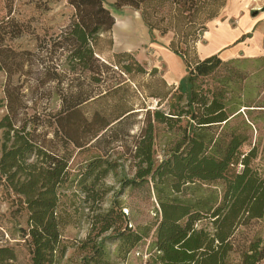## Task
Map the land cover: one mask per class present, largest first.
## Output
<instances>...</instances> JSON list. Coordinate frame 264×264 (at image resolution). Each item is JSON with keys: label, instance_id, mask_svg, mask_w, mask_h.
Listing matches in <instances>:
<instances>
[{"label": "trees", "instance_id": "obj_1", "mask_svg": "<svg viewBox=\"0 0 264 264\" xmlns=\"http://www.w3.org/2000/svg\"><path fill=\"white\" fill-rule=\"evenodd\" d=\"M112 1L115 9L128 5L139 10L149 31H171L168 48L182 58L185 67L176 85L169 86L159 77L162 91L145 94L157 102L154 108L145 109L146 124L131 149L136 159L134 174L120 183L125 187L154 181L156 220L132 228L117 201L103 208L101 203L109 191L103 178L117 165L103 154L72 165L68 148L59 153L45 147L44 141L36 138V129H28L27 120L20 123L17 118L22 107L19 89H5L7 112L0 119V185L11 201L14 218L26 216V226L17 223L16 227L28 255L24 264H61L70 247H75L80 256L71 264H114L110 244H116L124 258L150 235L153 252L146 264H261L264 230L254 226L264 221V169H259L255 161L257 145L243 147L250 144L258 121H264V103L252 104L246 76L240 77L239 93L230 73L217 84L207 83L206 78H212L225 62L217 54L199 59L196 53V42L225 0ZM67 2L74 9V18L61 30L56 47L65 52V72L88 71L93 86L87 92L79 86L62 95V108L53 117L54 134L63 146L72 144L80 150L133 110L127 105L104 117L106 120L100 121L83 142L76 132L69 131L68 125L80 116V106L110 91L109 87L99 90L106 80L104 72L114 66L129 78L133 71L146 70L129 51L113 52L109 63L100 60L98 38H107V49L113 44L110 31L114 16L104 0ZM2 50L0 69L9 74L23 70L32 55L29 51ZM257 59L264 61L262 56ZM45 70L52 79L57 78L55 69ZM151 74L156 75V68ZM126 82L121 78L113 90ZM136 91L140 92L139 88ZM253 110L259 111L255 114ZM158 125L175 127L177 137L169 148V143L165 146L166 157L156 162L153 144ZM230 167L235 171L230 172ZM202 184L203 191L194 194ZM85 208L89 224L85 238H63L62 230L76 223ZM17 260L16 245L0 246V264H19Z\"/></svg>", "mask_w": 264, "mask_h": 264}, {"label": "rangeland", "instance_id": "obj_2", "mask_svg": "<svg viewBox=\"0 0 264 264\" xmlns=\"http://www.w3.org/2000/svg\"><path fill=\"white\" fill-rule=\"evenodd\" d=\"M112 3V0H104V5L110 9L114 16V24L110 31L113 44L111 49H107V38H98L97 46L101 49L100 60L109 63L113 61L111 57L113 52L129 51L144 66L146 73L133 71L129 78H124L118 68L112 66L104 72L106 80L99 89L107 90L109 87L110 91L97 98H91L80 106V116L71 125H68V128L72 134L76 132L79 141L83 142L101 124L100 121H105L111 114L116 113L115 111L122 110L123 106L133 107L131 113L100 131L98 139L91 140L87 144L89 145L87 148L83 147V149L78 150L72 144L63 146L60 137L54 134L56 125L53 119L54 115L62 108V95L69 89L75 91L79 86L84 92H87L93 86L89 80L88 71L83 73L79 71L75 73L65 72L68 66L65 60V52L56 47V41L61 30L74 18V9L67 0H11L10 2L0 0V49H3L2 52L14 49L29 51L32 54L30 60L24 63L23 70L9 74L4 69H0V119L7 112L5 89L12 91L18 88L22 107L18 109L17 118L20 119V123L27 120L28 129H36L34 131L36 138L44 141L45 147L59 153L68 148L69 153L72 152L70 160L72 165H78L96 154L105 155L117 166L103 178V182L106 187H109V191L101 205L103 208H107L113 201H117L122 207V211H126L128 223L132 225V228H137L154 223L158 209L154 181L147 180L140 184H131L125 187H121L120 184L122 179L130 178L134 174L136 159L132 158L131 149L141 128L146 124L145 109L154 108L157 102L155 98L147 97L145 94L151 90L162 91L159 77L163 78L169 86L176 85L177 83L167 82L166 79L169 74L181 75V78L185 72L183 71V60L179 55L174 53L177 61L180 60V62L174 60L169 64L166 60L168 57L166 54L164 55L172 36L171 31L164 34L157 30L149 31L141 20L139 10L128 5L115 9ZM238 3L241 4L240 11H245L250 19L256 21L251 29V34L258 32L260 39L257 44L259 48H263L264 19L262 13L264 1H225L224 6L219 9L218 15L212 20H226L227 9L234 7L233 12L238 13L229 19V24L231 26L236 25L240 14V11H237V7H235ZM117 20L131 28L129 36H133V39L129 43L121 45L125 40L120 36L116 46L113 32ZM16 27L20 29L19 32L16 31ZM249 37L242 41L243 45L249 43ZM198 53L203 56L216 54L212 52L210 43L200 44ZM254 58L249 57L248 59L246 55L239 53L232 60L230 58V60H224L225 63L215 70L212 78H206L207 83L217 84L218 80L230 73L231 79L237 81L235 86L237 93H239L240 77L246 76L245 81L248 85L252 104L264 103V61L257 59L260 58L259 55ZM153 68H156V75L151 74ZM45 69H55L58 72L57 78L52 79V75L47 73ZM121 78L126 80L127 84H122L113 90L112 86L117 85ZM136 88H139L140 92H137ZM243 108L240 107V110ZM253 111L256 114L259 110ZM95 113H97L96 116ZM91 119L92 122H90ZM19 122L16 124L19 125ZM155 132L153 151L154 158L158 162L166 157L165 146L167 148V143H169V148L177 134L175 127L168 129L164 125H158ZM2 136L3 128L0 127V148ZM253 143L257 145L258 161H255L258 162L259 169H264V121H258L257 131H253L250 144L245 145L243 149H247ZM229 171L234 172L235 168L230 167ZM196 184L200 185L199 183ZM204 188V184L197 186L194 194L201 193ZM189 193L188 189L185 194L189 195ZM10 203L4 188L0 185V246L16 245L17 261L19 264H24L28 255L16 227L17 223L22 227L26 226V216L22 214L14 218L11 214L13 207ZM82 213L83 215L76 223L67 225L62 230L63 238L76 241L85 238L89 228L86 217L87 209L85 208ZM254 227L263 231L264 221H257ZM151 241V235L143 238L124 258L118 253L116 244H110L111 259L114 264H146L150 253L153 252ZM79 257L75 247H70L61 264L77 262ZM261 264H264V259Z\"/></svg>", "mask_w": 264, "mask_h": 264}, {"label": "crops", "instance_id": "obj_3", "mask_svg": "<svg viewBox=\"0 0 264 264\" xmlns=\"http://www.w3.org/2000/svg\"><path fill=\"white\" fill-rule=\"evenodd\" d=\"M225 1H264V0H225ZM236 5L235 7H237V11H240L241 4L238 3V5L237 6ZM233 10L234 7L233 9L232 8L227 9L226 20H222V21L210 20L207 23V30L203 32L201 39L196 42V53L199 59H202L208 55L203 56L200 53H198V46L200 44H208V43L211 44L212 52L213 53L215 52L222 60H227L229 58L231 59L237 56L239 53H243L247 57H254V56L257 57L258 55L264 57V47L259 48L257 44L260 39L258 32L251 34L252 33L251 29L254 27L256 21L250 19L245 11H240L237 24L231 26L229 24V19L231 17L236 16V14L238 13L235 11L234 13ZM262 18L264 19V9L262 13ZM118 22L119 20L116 21L113 32V39L116 46L118 45L117 39L120 36H122V38L125 40V42L122 43L121 45L129 43L130 40L133 39L132 38L133 36H129V33H131L130 30L131 28L126 25L119 26ZM248 36H250L249 43L243 45L242 41ZM165 54L166 57H168L166 59L168 61V64L170 62H174V60L175 62H180V60L177 61L175 54L169 48L165 49L164 55ZM183 71L185 72V67ZM180 76L181 75L174 76L172 74H169L166 80L168 83H177Z\"/></svg>", "mask_w": 264, "mask_h": 264}, {"label": "bare ground", "instance_id": "obj_4", "mask_svg": "<svg viewBox=\"0 0 264 264\" xmlns=\"http://www.w3.org/2000/svg\"><path fill=\"white\" fill-rule=\"evenodd\" d=\"M119 26H124L123 22L119 21L118 22ZM117 42H119V38L117 39Z\"/></svg>", "mask_w": 264, "mask_h": 264}, {"label": "built area", "instance_id": "obj_5", "mask_svg": "<svg viewBox=\"0 0 264 264\" xmlns=\"http://www.w3.org/2000/svg\"><path fill=\"white\" fill-rule=\"evenodd\" d=\"M238 167H241V164L238 165ZM126 213V211H124Z\"/></svg>", "mask_w": 264, "mask_h": 264}, {"label": "water", "instance_id": "obj_6", "mask_svg": "<svg viewBox=\"0 0 264 264\" xmlns=\"http://www.w3.org/2000/svg\"><path fill=\"white\" fill-rule=\"evenodd\" d=\"M263 9H264V7H263Z\"/></svg>", "mask_w": 264, "mask_h": 264}]
</instances>
